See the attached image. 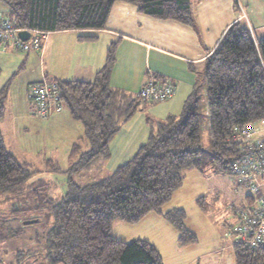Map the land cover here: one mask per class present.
Returning a JSON list of instances; mask_svg holds the SVG:
<instances>
[{
    "label": "trees",
    "instance_id": "1",
    "mask_svg": "<svg viewBox=\"0 0 264 264\" xmlns=\"http://www.w3.org/2000/svg\"><path fill=\"white\" fill-rule=\"evenodd\" d=\"M116 1L131 3L139 12L155 18L196 26L191 0H0L18 28L53 32L104 29ZM116 45L108 49L106 64L94 81L56 80L63 106L84 126V135L71 148L66 172L86 170L99 160H107L114 135L146 102L110 86ZM202 78L212 163L229 173L241 154L239 145L231 140L232 129L264 119V36H259L246 18L234 22L206 58ZM7 97L8 88L4 87L0 90V121ZM201 99L196 85L181 113L159 122L136 155L109 176L83 185L69 179L66 193L55 202L47 201L52 226L46 251L33 255L31 264H164L151 242H125L112 233L115 222L135 224L151 212L163 215L178 230L182 245L196 242V235L185 225V211H164L163 207L182 186L184 173L200 170L204 164ZM46 169L63 172L51 160ZM39 172L8 149L0 129V205L9 202L13 213L24 211L25 189ZM46 207L41 204L34 208L39 213L33 218L36 222L42 220L41 210ZM10 237L13 235L0 228V241ZM234 249L235 264H264V245L251 251L240 246Z\"/></svg>",
    "mask_w": 264,
    "mask_h": 264
},
{
    "label": "crops",
    "instance_id": "2",
    "mask_svg": "<svg viewBox=\"0 0 264 264\" xmlns=\"http://www.w3.org/2000/svg\"><path fill=\"white\" fill-rule=\"evenodd\" d=\"M191 4L195 27L155 18L139 12L131 3L116 1L104 29L49 31L41 50L23 51L11 46L5 51L0 50V90L7 87L9 97L13 81L22 68L23 78L14 88L16 95H22L26 102L29 101L26 94L30 86L44 79L94 81L106 64L108 49L116 42L115 61L110 72L112 88L137 97L149 77L160 84L170 82L175 87V94L167 100L142 104L110 141L109 158L129 161L147 143L156 123L181 113L196 85H199L208 115L202 81L204 62L230 25L246 18L252 29L264 36V0H191ZM8 17V7L0 2V19ZM80 35L95 38L80 39ZM28 66L31 68L29 72ZM27 104L24 109L34 115L33 105L30 101V107ZM139 110H146L147 117L144 112L137 114ZM62 111L63 108L54 112L51 115L54 117L48 121L57 123L68 117L67 112L61 114ZM5 117L0 121V129L7 121ZM26 130V127L22 128V131ZM81 137L78 135L77 139ZM117 223L119 221L113 228L119 225Z\"/></svg>",
    "mask_w": 264,
    "mask_h": 264
},
{
    "label": "rangeland",
    "instance_id": "3",
    "mask_svg": "<svg viewBox=\"0 0 264 264\" xmlns=\"http://www.w3.org/2000/svg\"><path fill=\"white\" fill-rule=\"evenodd\" d=\"M27 70L29 72L31 68L28 66ZM22 71L23 68L15 77L8 97L5 119L9 122L5 121L1 129L8 149L20 161L31 164L40 172L27 184L24 194L27 199L21 205L24 211L13 213L9 202H1V231L12 234L13 237L0 241V264H18L19 260H22L21 264H31L33 255L40 256L46 251L47 233L52 226V220L47 214L48 206L66 193L69 179L79 185L96 182L128 161L102 159L89 169L66 172L71 164L70 150L78 142L77 136L84 135L83 124L74 119L65 106L61 114L67 112L68 117L61 118L57 123L48 121L54 115L43 118L26 112L24 105L29 104V90L26 94L29 101L26 102L22 95H16L14 88L23 78ZM140 112H144L147 117L146 110H139L137 114ZM206 112L204 102L201 101L202 169L187 170L182 186L163 207L164 211L174 208L185 211V225L196 235V242L182 245L178 230L163 215L155 212L149 213L135 224L119 222L112 231L125 242H132L134 239L151 242L161 253L164 264H235L231 229L244 193L235 189V178L232 175L217 169L212 163L209 118ZM156 126L157 123L154 129H157ZM25 127L27 132L22 131ZM48 160L58 164L63 172L48 171ZM41 204L47 206L41 210L42 220L25 224V218L33 219L39 214L34 208ZM39 261L44 259L40 258ZM36 263L37 261L34 262Z\"/></svg>",
    "mask_w": 264,
    "mask_h": 264
},
{
    "label": "built area",
    "instance_id": "4",
    "mask_svg": "<svg viewBox=\"0 0 264 264\" xmlns=\"http://www.w3.org/2000/svg\"><path fill=\"white\" fill-rule=\"evenodd\" d=\"M22 30L31 33L26 41L18 36ZM49 33L18 28L9 18L0 19V50L5 51L10 46L23 51L41 50ZM174 94L172 83L160 84L152 77L146 78L139 91V96L146 102H162ZM28 97L33 113L38 117L48 118L63 108L61 89L56 80L44 79L32 84ZM231 140L239 145L241 154L232 163L229 174L235 178V189L244 193L231 229L233 245L251 251L264 245V119L235 126Z\"/></svg>",
    "mask_w": 264,
    "mask_h": 264
},
{
    "label": "water",
    "instance_id": "5",
    "mask_svg": "<svg viewBox=\"0 0 264 264\" xmlns=\"http://www.w3.org/2000/svg\"><path fill=\"white\" fill-rule=\"evenodd\" d=\"M30 31L28 30H22L19 32L18 36L20 37V39L26 41L30 38ZM37 220L36 219H30V220H25L24 223L25 224H31V223H35Z\"/></svg>",
    "mask_w": 264,
    "mask_h": 264
}]
</instances>
